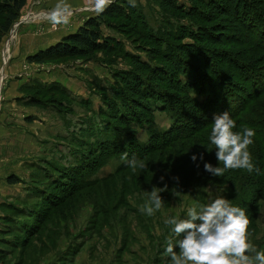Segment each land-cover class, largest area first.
<instances>
[{
  "label": "rangeland",
  "instance_id": "374dc122",
  "mask_svg": "<svg viewBox=\"0 0 264 264\" xmlns=\"http://www.w3.org/2000/svg\"><path fill=\"white\" fill-rule=\"evenodd\" d=\"M3 1L8 2L0 0L1 5ZM169 1L184 13L196 5L191 0H136L132 7L128 0H114L106 10H122L128 15L134 10L151 32L170 23L176 28L197 24L173 12ZM57 2L27 0L19 19L0 40V264H165L164 248L170 235L166 218L184 217L188 207L206 204L210 196H223L239 206L248 192L234 191L228 182L218 183L209 173L200 180L195 177L197 164L185 162L190 154L197 155L196 139L176 141L162 152L150 154L142 161L147 167L141 168L139 161L135 169L120 171L119 158H111L102 169L81 179L79 156L90 151L99 156L100 149L99 142L82 146L85 141L92 142L87 130L107 126L100 117L101 112H108L105 99H114L112 88L119 85L120 73L133 70L125 53L144 62L148 55L142 49L143 41L121 31L126 20L105 17L101 31L120 48L89 58L29 62L30 56L77 33L87 21L102 14L90 10L89 0H67L71 21L53 28L46 14ZM225 18L200 24L222 29L226 36L230 25L238 21ZM4 19L1 14L0 25ZM241 30L248 33L243 27ZM181 80L191 82L186 76ZM133 99V103L141 102L138 97ZM62 100L71 103V112L54 107ZM141 107L136 110L142 111ZM160 107L153 104V113ZM172 125L169 113L155 112L150 127H135L139 143L148 144L150 136ZM13 176L18 182L12 185L9 178ZM66 177L71 182L85 181V189L58 201L54 197L61 194L64 183H70ZM183 181L185 185L179 186ZM165 184L168 189L161 193L162 209L153 216L142 213L139 209L147 200L146 190ZM245 212L251 222L250 239L258 250H264V201ZM32 228L34 233L25 242Z\"/></svg>",
  "mask_w": 264,
  "mask_h": 264
},
{
  "label": "trees",
  "instance_id": "16d2710c",
  "mask_svg": "<svg viewBox=\"0 0 264 264\" xmlns=\"http://www.w3.org/2000/svg\"><path fill=\"white\" fill-rule=\"evenodd\" d=\"M191 1L196 5L187 13L177 10L172 1L168 3L173 12L197 22L191 23L192 26L179 24V28H176L170 23L158 32H151L143 17L134 14V10L128 15L122 10L119 12L109 8L99 18L87 21L77 33L30 56L28 61L41 64L69 57L89 58L98 52L113 51L120 45L104 37L102 20L105 17L126 20L127 25L121 26V31L145 43L142 49L148 55V62L125 53L132 62L133 70L120 73L119 85L112 88L114 99H105L104 105L108 112H101L100 117L107 122V126L87 130L92 142L85 141L82 146L99 142L100 149L99 156L95 154L97 151L79 156L77 162L80 167L77 172L82 175L81 179L102 169L111 158H119L120 171L128 168L127 161L122 159L125 152L128 159L135 156L139 162L154 152H162L176 141L190 139H196L199 145L197 158L200 153L204 154V158L193 162L190 154L185 163L199 165L194 169L198 171L195 177L199 180L205 178L208 175L204 170L205 162L223 167L218 164L215 147L210 143L206 131L212 126L215 113L227 111L237 123L234 131H240L242 124L254 129L256 135L250 151L253 163L260 172L226 170L223 176L217 177L218 183L228 182L232 190L248 192L245 194L246 201L240 200L239 206L247 212L253 211L258 201H264V1ZM26 4L27 0L0 3V15H5L0 25V40L9 33ZM225 17H236L238 21L230 25L232 29L226 36H223L222 29L200 24H213L218 18L224 21L227 19ZM242 27L248 31L247 34L242 32ZM182 76L188 77L191 82L184 83ZM133 97H138L141 102L133 103ZM70 104L62 100L59 106L54 107L71 112ZM153 104L161 105L155 108V112H167L172 116L173 125L166 131L150 136L149 143L142 145L135 127L143 128L141 126L144 124L150 127L155 113ZM136 106H142V111L136 110ZM64 179L70 183H64L61 194L54 197L58 201L85 189L86 182L83 180L71 182L68 177ZM17 182L15 176L9 178L10 184ZM178 185H185V181ZM33 233L34 228L25 236V242ZM10 245L16 244L10 242Z\"/></svg>",
  "mask_w": 264,
  "mask_h": 264
},
{
  "label": "clouds",
  "instance_id": "9594fccd",
  "mask_svg": "<svg viewBox=\"0 0 264 264\" xmlns=\"http://www.w3.org/2000/svg\"><path fill=\"white\" fill-rule=\"evenodd\" d=\"M114 0H89L90 10L97 15L103 13ZM130 6H136V0H128ZM72 10L67 0H58L55 7L46 14L47 20L53 28L68 25L71 21ZM210 130L209 141L215 147L218 164L223 167L204 163V170L213 177H221L226 170L244 169L248 173H259L253 163L250 146L256 135L254 129L241 125L240 131H234L237 123L227 111L215 113ZM204 154H199L203 160ZM122 159L132 169L138 164L133 156L128 159L125 152ZM193 162L197 155L191 156ZM140 167H147L139 162ZM199 167V165H197ZM178 180L177 178H174ZM163 181L164 177L161 176ZM168 189L152 186L147 191V200L140 207V211L148 216L155 215L163 207L164 200L161 193ZM164 223L170 227V235L166 239L163 259L165 264H264V250H258L249 235L250 220L245 210L233 205L223 196H210L208 203L193 205L187 208L184 217L172 216Z\"/></svg>",
  "mask_w": 264,
  "mask_h": 264
}]
</instances>
